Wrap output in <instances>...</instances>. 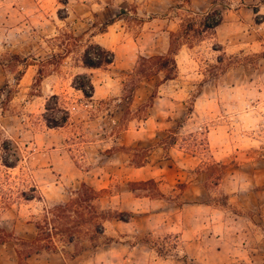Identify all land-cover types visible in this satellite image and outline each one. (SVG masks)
I'll use <instances>...</instances> for the list:
<instances>
[{
	"label": "rangeland",
	"instance_id": "rangeland-1",
	"mask_svg": "<svg viewBox=\"0 0 264 264\" xmlns=\"http://www.w3.org/2000/svg\"><path fill=\"white\" fill-rule=\"evenodd\" d=\"M213 11L221 26L206 30ZM112 19L125 27L118 53L107 48L114 62L85 69L86 45ZM185 30L173 81L131 79L141 55ZM79 73L92 100L73 87ZM52 95L70 112L63 127L44 119ZM155 103L173 126L129 137ZM82 182L114 217L69 242L73 218L57 205ZM263 194L264 0H0V264L28 259L38 223L52 236L40 253L74 264H249L264 251Z\"/></svg>",
	"mask_w": 264,
	"mask_h": 264
},
{
	"label": "trees",
	"instance_id": "trees-1",
	"mask_svg": "<svg viewBox=\"0 0 264 264\" xmlns=\"http://www.w3.org/2000/svg\"><path fill=\"white\" fill-rule=\"evenodd\" d=\"M218 15L217 18H213V15ZM222 21V17L216 11L213 13H208L204 17L203 25L206 30L214 29L217 27ZM114 20H110L105 24L104 28L100 30V32H105L107 27L112 24ZM189 30L171 32V40L168 50L165 53L161 54H153L149 56L141 55L139 57V61L131 72V79H143L150 78L155 74L162 73L163 81H167L175 78L178 73V65L176 55L178 54L183 42H181V38L185 37ZM115 60V53L111 49H107L99 43L91 42L86 45V48L83 51L81 62L83 67L87 68H103L111 65ZM40 81V78L37 79ZM73 87L79 91H81L87 98L91 99L95 94V85L90 78V76L86 73H79L74 76L73 79ZM136 87V86H135ZM45 113L44 119L46 124L50 128H58L63 127L69 120L70 112L67 107H64L59 104L58 96L52 95L46 102L45 105ZM5 164L7 166H15L14 163H10L8 159H5ZM155 182L153 179L144 181L143 183H153ZM33 190H36L35 187ZM75 198H72L70 202L65 204L57 205L58 209H62L63 212L61 217L65 218H73L71 222L73 223L71 227H66L62 229L63 233L69 232L70 237L68 238L69 242L73 241V235L76 232H82L83 227L89 226L88 232L95 234H101L103 229V222L110 217H114L111 215L110 211L102 209L98 204L97 200L100 195L99 192L94 189L92 186L88 185L85 182L81 183L80 189L74 191ZM35 195H27L26 199H34ZM89 214L87 216L86 211ZM67 211H72L75 214L74 217H70V215L65 214ZM115 217L122 216L121 213H118ZM122 218V217H121ZM125 220V219H122ZM48 223V219H46ZM49 225V223H48ZM37 228L39 229V235L31 241H24L23 243L27 245V253L25 255L26 258H29L33 253H40L42 250L51 249V245L49 243H42L45 239L51 238L52 236L49 233V227L46 225H42L41 223L37 224ZM41 233V234H40ZM41 235V236H40ZM45 235V238L42 237ZM1 243L5 241H0ZM54 248H56L54 246ZM17 253L20 256V251L17 249Z\"/></svg>",
	"mask_w": 264,
	"mask_h": 264
},
{
	"label": "crops",
	"instance_id": "crops-1",
	"mask_svg": "<svg viewBox=\"0 0 264 264\" xmlns=\"http://www.w3.org/2000/svg\"><path fill=\"white\" fill-rule=\"evenodd\" d=\"M148 22H145V27L147 26ZM221 26V24H219L217 26V29ZM171 30H174L175 28L172 26L168 27ZM125 27L117 22H114L113 24L108 26V30L102 34H100V37L95 35L94 38L95 40L101 44L102 46L106 47V48H112L115 50L116 54L118 53L119 50V46L115 43V39H119L117 37H114L116 34V36H123L125 34ZM161 31V32H159ZM157 29V34L160 35L161 33H163L164 31ZM114 32V33H113ZM144 31L141 33L143 34ZM145 34V33H144ZM220 38V37H219ZM115 44V45H114ZM115 46V47H114ZM168 50V49H167ZM166 52V51H165ZM163 52V53H165ZM142 54V52H141ZM85 69H89V68H85ZM93 69V68H91ZM174 79H170L167 80L163 85V87L165 85H167L168 81H173ZM172 83V82H171ZM162 87V86H161ZM179 91H176L174 95L175 96L178 94ZM182 92V91H180ZM96 93V92H95ZM158 100H162L164 99V97H158ZM151 113L153 114V116H149L146 119H144L141 122V126L136 128V129H127L125 132L128 133L127 135L129 137L139 139V140H143L145 139V132H151V131H155V130H161L163 128H170L171 126H173V120H170L168 118L166 119H161L162 116L166 113H169L168 108L165 107H160L159 105L157 106V104L155 103L151 108ZM172 112V111H171ZM141 168H135L134 172H136L137 174L140 173ZM264 195V194H263ZM264 209V207H262ZM259 211V210H258ZM262 215H264V211L262 213ZM250 228L252 231L256 232V228H257V232H259V226L258 224H253L250 223ZM261 227L264 226V219H263V223L262 225L259 224ZM256 227V228H255ZM259 233L263 234L264 237V229L260 230ZM251 257L250 263L249 264H264V251H249L248 254ZM254 262H252L253 260ZM13 262H11V264H74V260H70V261H65L63 258H61V256L59 254H51V253H38L35 256L29 257L27 260H25L22 263H19V261H17V259L13 258L12 260Z\"/></svg>",
	"mask_w": 264,
	"mask_h": 264
}]
</instances>
